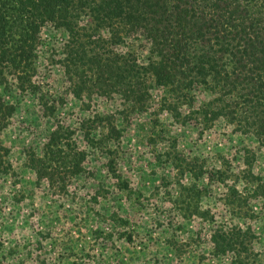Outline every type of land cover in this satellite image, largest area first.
<instances>
[{
	"label": "rangeland",
	"instance_id": "rangeland-1",
	"mask_svg": "<svg viewBox=\"0 0 264 264\" xmlns=\"http://www.w3.org/2000/svg\"><path fill=\"white\" fill-rule=\"evenodd\" d=\"M62 33L42 32L34 75L40 88L20 92L11 83L6 93L16 109L1 132L12 165L0 173L1 264H231L238 255L248 264L262 258L264 146L222 118L205 125L188 117L186 106L175 117L157 87L135 105L117 92L99 93L92 83L74 96ZM105 48L140 63L145 58L131 40ZM206 98L196 93L195 104ZM57 123L71 127V147L86 153L80 174H61L65 190L61 179L51 186L26 165L27 149L41 151ZM109 124L119 137L108 136ZM216 229L243 231V245L215 255L210 236Z\"/></svg>",
	"mask_w": 264,
	"mask_h": 264
},
{
	"label": "trees",
	"instance_id": "trees-1",
	"mask_svg": "<svg viewBox=\"0 0 264 264\" xmlns=\"http://www.w3.org/2000/svg\"><path fill=\"white\" fill-rule=\"evenodd\" d=\"M45 28L66 36L62 63L74 96L92 83L99 93L117 92L135 105L157 87L175 117L186 106L188 117L205 125L222 118L264 146V0H0V173L12 168L1 132L16 106L6 93L11 83L20 92L40 88L34 75ZM128 40L146 51L141 63L105 48ZM196 93L207 98L196 105ZM72 134L70 126L57 123L41 151L27 149L26 165L38 179L54 186L62 173L82 172L86 153L71 147ZM112 134L120 132L109 124ZM56 159L68 170L61 171ZM244 234L214 230L213 253L243 245ZM231 264L245 263L238 255ZM248 264H264V256Z\"/></svg>",
	"mask_w": 264,
	"mask_h": 264
}]
</instances>
